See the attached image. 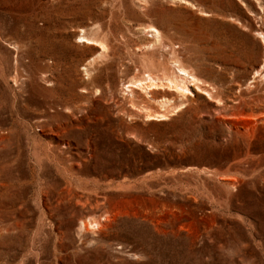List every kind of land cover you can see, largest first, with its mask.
<instances>
[{
	"label": "rangeland",
	"instance_id": "1",
	"mask_svg": "<svg viewBox=\"0 0 264 264\" xmlns=\"http://www.w3.org/2000/svg\"><path fill=\"white\" fill-rule=\"evenodd\" d=\"M0 216V264H264V0H0Z\"/></svg>",
	"mask_w": 264,
	"mask_h": 264
},
{
	"label": "bare ground",
	"instance_id": "2",
	"mask_svg": "<svg viewBox=\"0 0 264 264\" xmlns=\"http://www.w3.org/2000/svg\"><path fill=\"white\" fill-rule=\"evenodd\" d=\"M146 30L151 31L156 38L159 37V31L156 28H154L152 26H148ZM258 33L261 37H263V35H262L263 33L261 31ZM80 37H81V41L91 43V41L88 38H86L85 36H80ZM163 80L165 81L164 83L157 76H154L151 73H147L143 79H139V80L134 81L132 83L130 82L127 84L126 87L130 88V86H134V87L140 88L141 90H143V92L145 93V95L147 97L151 96V94L149 93L150 89L159 88V87H167L170 90H176L177 92H179L180 94H182L184 96L186 94H191V90H190L189 86L195 85V87L199 89L198 83H201L200 78L196 77L193 73H191L189 71V69H187L186 67H184L183 65H181L179 63L176 64V74L172 75V76L166 75V77L165 76L163 77ZM168 102H169V100L164 99L160 103L162 105H164V104H167ZM180 105L175 106L173 108L177 109V108H179ZM143 110H145V116L148 118H155V119L166 118L164 112L162 113V112L158 111L156 113L155 112L151 113L149 111V109H143ZM64 130H65V128L60 127V126H54L51 128V131L55 134H60ZM57 144L60 145V148H65L69 145V142H68V140L66 141V139H58ZM72 192H73V196L77 197V195L74 194V191H72ZM101 212H103V211H101ZM102 214L104 215V213H102ZM88 220H89L88 222H85L83 219V221H81L80 224L76 226V229L81 231L83 229L88 230L89 228H93V229L94 228L95 229L100 228L101 223H102L101 221L95 219L94 217L93 218L90 217V219H88ZM6 228L7 227L3 223V220L0 216V232Z\"/></svg>",
	"mask_w": 264,
	"mask_h": 264
}]
</instances>
